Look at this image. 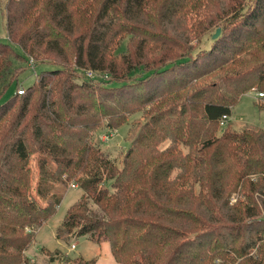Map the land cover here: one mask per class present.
<instances>
[{"label": "trees", "instance_id": "obj_1", "mask_svg": "<svg viewBox=\"0 0 264 264\" xmlns=\"http://www.w3.org/2000/svg\"><path fill=\"white\" fill-rule=\"evenodd\" d=\"M5 21L20 53L0 43V264H24L70 183L57 239L106 242L116 264H264V130L219 126L264 96V0H8ZM139 113L116 165L92 135Z\"/></svg>", "mask_w": 264, "mask_h": 264}, {"label": "rangeland", "instance_id": "obj_2", "mask_svg": "<svg viewBox=\"0 0 264 264\" xmlns=\"http://www.w3.org/2000/svg\"><path fill=\"white\" fill-rule=\"evenodd\" d=\"M8 0H0V43L10 44L13 49L20 53L17 46L13 45L7 36L5 29V9ZM216 29L207 32L202 42L198 45L193 44L195 54L198 50L208 48L212 43V36ZM127 39L119 43V47L126 46ZM15 65H19L18 62ZM23 73L19 76V85L21 89L28 88L34 83L35 73L28 67L27 63L22 64ZM44 67L36 66L35 72L39 73ZM16 93V86L12 85L5 93V99ZM143 123L142 115L135 114L128 117L127 123L117 130L109 129L105 124L96 133L92 135L91 143L112 163L119 165L122 161L124 153L129 148L130 135L134 127ZM230 123V124H229ZM228 124L235 129L264 130V98L258 99L255 92H248L243 95L238 103L231 109L230 120ZM169 145L165 142L160 146L164 149ZM183 149V148H182ZM185 152L186 150L183 149ZM34 175L32 176V185L34 184L36 172L35 161L30 162ZM253 181L256 177L253 176ZM70 184H56L53 186V192L62 196L61 203L56 208L53 216L44 223L34 234L31 246L24 252V264H61L62 262L75 264L77 258L85 261L96 260L95 264H116L114 261L108 243L96 244L88 240L87 237H75L64 233L61 239H57L58 230L67 210L75 204L81 197L83 191L76 186L72 188ZM235 200L243 201V199L234 195L231 204ZM264 217V213H261ZM68 237V238H67ZM74 245V249L70 247ZM63 259V260H62Z\"/></svg>", "mask_w": 264, "mask_h": 264}, {"label": "built area", "instance_id": "obj_3", "mask_svg": "<svg viewBox=\"0 0 264 264\" xmlns=\"http://www.w3.org/2000/svg\"><path fill=\"white\" fill-rule=\"evenodd\" d=\"M29 64H31V65H33V61L32 60H30L29 61ZM86 75H87V77H89V78H93L94 76L92 75V73H90V72H87L86 73ZM17 93L18 94H22V91H17ZM256 97L258 98V99H263L264 98V96H263V94H261V93H256ZM228 117H226V116H223L222 118H221V120H220V122H219V126L221 127V128H225L226 127V125H227V121H228ZM72 188H76V185L75 184H72V185H70ZM27 231H29V229H27ZM74 245H72L70 248L71 249H74Z\"/></svg>", "mask_w": 264, "mask_h": 264}, {"label": "water", "instance_id": "obj_4", "mask_svg": "<svg viewBox=\"0 0 264 264\" xmlns=\"http://www.w3.org/2000/svg\"><path fill=\"white\" fill-rule=\"evenodd\" d=\"M219 34H220V29H217L214 35L212 36V39L213 40L217 39L219 37Z\"/></svg>", "mask_w": 264, "mask_h": 264}, {"label": "crops", "instance_id": "obj_5", "mask_svg": "<svg viewBox=\"0 0 264 264\" xmlns=\"http://www.w3.org/2000/svg\"><path fill=\"white\" fill-rule=\"evenodd\" d=\"M229 120H230V117H229V119H228V121H227V122H229Z\"/></svg>", "mask_w": 264, "mask_h": 264}]
</instances>
